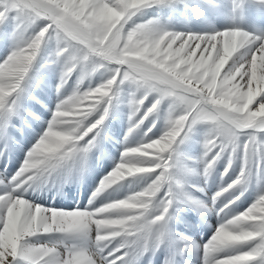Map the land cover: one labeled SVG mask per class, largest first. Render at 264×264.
I'll use <instances>...</instances> for the list:
<instances>
[{
	"label": "snow or ice",
	"instance_id": "obj_1",
	"mask_svg": "<svg viewBox=\"0 0 264 264\" xmlns=\"http://www.w3.org/2000/svg\"><path fill=\"white\" fill-rule=\"evenodd\" d=\"M0 264H264V0H0Z\"/></svg>",
	"mask_w": 264,
	"mask_h": 264
},
{
	"label": "bare ground",
	"instance_id": "obj_2",
	"mask_svg": "<svg viewBox=\"0 0 264 264\" xmlns=\"http://www.w3.org/2000/svg\"><path fill=\"white\" fill-rule=\"evenodd\" d=\"M126 129L127 128H125L123 130V132L126 131ZM122 133H121V136H120L121 140H123V134ZM220 183H221L220 179L217 180V179L214 178V180L212 182H210V184H209L210 190L211 191H215L220 186ZM91 188H92V181L91 180H86L84 182V184L79 188L78 191H77V189L74 186L73 189H72V194L77 196V198L80 199L82 204H87V198L86 197L91 194ZM248 203H250V200L246 201L243 204H241L239 210L240 211L244 210V208H246L248 206ZM216 223H217V219H216V217L214 215H212L210 217V219H209L208 226H205V229L199 233L198 238L202 239L200 237V235L202 234V235H204L203 239L206 240L208 238V236L211 235L212 226H214Z\"/></svg>",
	"mask_w": 264,
	"mask_h": 264
},
{
	"label": "rangeland",
	"instance_id": "obj_3",
	"mask_svg": "<svg viewBox=\"0 0 264 264\" xmlns=\"http://www.w3.org/2000/svg\"><path fill=\"white\" fill-rule=\"evenodd\" d=\"M217 26H219V25H217ZM253 107H255V105H254ZM126 111H127V109L125 108V109H124V112L126 113ZM119 124H120V131H121V133H122L123 130H124L125 128H127V116H126V114L122 116V119H121V121L119 122ZM202 135H203L202 133L198 134V139H202ZM196 146H197V148H199V144H197ZM111 164H112V161H109V167L111 166ZM219 171H220V172L223 171V167H222V166L220 167ZM233 175H234V174H233ZM215 179H217V180L219 179V175H218V174H217V176L215 177Z\"/></svg>",
	"mask_w": 264,
	"mask_h": 264
}]
</instances>
